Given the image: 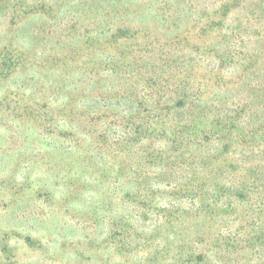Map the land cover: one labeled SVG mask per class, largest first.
<instances>
[{
    "label": "trees",
    "instance_id": "obj_1",
    "mask_svg": "<svg viewBox=\"0 0 264 264\" xmlns=\"http://www.w3.org/2000/svg\"><path fill=\"white\" fill-rule=\"evenodd\" d=\"M6 1L13 17L26 8L27 14L48 13L49 0ZM58 1L70 5V0ZM186 1L85 0L74 11V6L68 9L74 16L79 9L94 10L91 30L86 26L73 41L53 44L52 37L62 39L73 31L61 22L43 31L46 47L40 53L19 42L5 49L0 53L3 69L29 74V83L16 95L14 118H29L35 125L40 121L46 131L37 138L74 157L64 168L82 169L76 189L87 183L86 188L102 192L99 200L85 201L98 209H114L111 202L124 206L126 212L115 218L124 224L123 253H130L126 241L133 236L150 245L156 238L173 242L176 234L186 254L178 250L171 256L164 246L152 254L155 259H165L164 264H243L239 256L250 251L256 259L246 264H264V107L254 116L259 129L245 134V122L220 105L221 93L212 94L209 84L194 81L195 60L179 55L177 38L140 44L136 38L142 30L125 18L133 12L179 10ZM228 1L222 2L225 12L238 7ZM70 22L77 27L75 19ZM220 68L209 77L223 76ZM31 88L36 98L29 103L26 91ZM256 98L261 106V96ZM38 105L41 109L34 114ZM105 119L109 125L101 122ZM91 140L100 141L93 146ZM138 144L140 154L134 150ZM118 153L126 154L122 162ZM34 158L39 157L27 159ZM47 158L44 163L51 166V156ZM76 181L64 178L63 186ZM248 220L254 223L242 226ZM254 230L261 234L255 237ZM188 231L194 240H186ZM146 257L136 264L152 261L151 255Z\"/></svg>",
    "mask_w": 264,
    "mask_h": 264
},
{
    "label": "rangeland",
    "instance_id": "obj_2",
    "mask_svg": "<svg viewBox=\"0 0 264 264\" xmlns=\"http://www.w3.org/2000/svg\"><path fill=\"white\" fill-rule=\"evenodd\" d=\"M84 1L70 0V5L63 7V2L49 0L46 6L48 13L36 11L27 14L29 9L26 8L17 11L14 17V10L8 9V1H2L0 53L7 48L13 49L17 42L26 43V50L42 52L46 47L43 31L52 25L62 26L64 23L66 29L73 30L72 33L66 32L62 39L52 37L53 44L73 41L86 30V26L91 30L96 17L94 10L79 9V16L71 12ZM222 2L224 0H187L179 10L154 9L144 14L133 12L125 18H130L131 24L142 30L137 31L136 40L140 44L157 38H162L164 43L177 38V43L181 44L179 55L195 60L197 71L193 72L194 81L209 84L208 91L212 94L221 93L220 105L234 111V116L245 122L244 133L249 134L259 129V122L254 116L260 107H264V3L261 0H229L228 4L234 6L235 3L238 7L225 12V3ZM71 6L74 8L70 11L68 8ZM50 7L52 11L49 12ZM67 9L69 12H65ZM120 15L123 17V13ZM72 19L77 21L76 28L70 22ZM40 27L42 30L38 32L36 29ZM65 28H60V32ZM220 56H224V61L220 60ZM2 64L0 57V264H136L142 257L150 255L152 261L142 264H164L165 259H155L152 255L164 246L169 248L171 256L178 250L186 254L184 246L177 243L176 234L171 237L173 242L166 243L164 239L156 238L150 245L141 244L133 236L127 239L129 242L126 241L131 245L130 253H123V222L118 224L115 218L126 212L124 206L111 202L114 209H98L85 201L89 200L88 197L99 200L102 192L86 188L87 183L76 189L81 182L77 177L82 176V169L79 166L64 168L74 157L68 158L49 147L44 139L37 138L46 131L40 121L35 125L32 119L14 118L16 95L19 88L24 90L25 84L29 83V74L28 71L11 74V71L3 69ZM216 67H221L223 76L209 77ZM33 85L34 81L30 82V87ZM257 89L261 91L257 92ZM32 91V88L26 91V96L32 98L28 97L29 103L36 98ZM257 94L261 96V106L255 100ZM244 108L247 110L244 111ZM32 109L36 114L41 106ZM101 122L110 124L107 119ZM99 141L91 140L90 143L95 146ZM140 148L141 144H138L134 150L140 154ZM103 152L107 150L103 149ZM47 154L51 156V166L44 163L48 160ZM35 155L39 158L27 159ZM116 156L122 162L126 154L118 153ZM64 178H76L77 181L63 186ZM253 223L252 220L244 221L242 226L249 227ZM140 225H143L141 229L146 226L143 223ZM252 234L257 237L261 233L254 230ZM185 236L186 240L196 238L191 231ZM193 251L198 253L199 250ZM239 259L246 264L256 258L246 251Z\"/></svg>",
    "mask_w": 264,
    "mask_h": 264
}]
</instances>
